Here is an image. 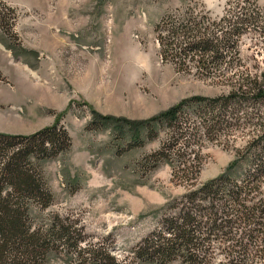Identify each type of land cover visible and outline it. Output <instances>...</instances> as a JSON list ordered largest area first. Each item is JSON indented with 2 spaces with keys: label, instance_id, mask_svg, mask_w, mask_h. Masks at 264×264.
Here are the masks:
<instances>
[{
  "label": "rangeland",
  "instance_id": "obj_1",
  "mask_svg": "<svg viewBox=\"0 0 264 264\" xmlns=\"http://www.w3.org/2000/svg\"><path fill=\"white\" fill-rule=\"evenodd\" d=\"M1 1L16 9V22L13 36L0 30V132L28 135L59 122L72 138L68 150L41 163L54 203L34 205V221L48 227L59 216L82 230V248L97 245L120 264H143L134 250L189 184L174 178L168 162L145 165L144 158L162 146L167 127L153 123L156 136L147 137L146 129L136 142L124 120L146 121L185 98L231 89L163 62L155 27L167 13L187 8L216 20L241 9L255 13L258 21L240 40L238 68L259 75L264 86V0ZM258 109L252 121L243 118L203 143L198 185L225 172L244 173L250 163L246 147L263 128L264 104ZM238 152L240 163L229 170ZM76 255L51 252L42 264H91Z\"/></svg>",
  "mask_w": 264,
  "mask_h": 264
},
{
  "label": "trees",
  "instance_id": "obj_2",
  "mask_svg": "<svg viewBox=\"0 0 264 264\" xmlns=\"http://www.w3.org/2000/svg\"><path fill=\"white\" fill-rule=\"evenodd\" d=\"M242 10L216 20L187 8L184 13H167L155 27L163 62L231 89L214 97L185 98L146 121L124 120L136 142L146 129L147 137L156 136L153 123L167 127L162 146L144 158L145 165L168 162L174 178L189 184L134 250L135 260L143 264L264 263V123L261 134L246 147L243 156H250V163L243 174L234 177L225 172L197 184L203 143L219 139L243 118L252 121L260 112L258 105L264 104L259 75L238 68L243 67L240 40L258 21L255 13ZM15 14V8L0 0V30L8 37L14 33ZM101 119L115 122L113 116ZM124 128L119 131L128 136ZM71 145L69 132L59 122L28 135L0 132V264H42L51 252L75 253L82 263L120 264L103 247L82 248L78 241L82 230L76 231L67 220L56 216L46 227L31 215L34 205L48 208L54 203L41 163ZM241 158L238 152L228 169Z\"/></svg>",
  "mask_w": 264,
  "mask_h": 264
}]
</instances>
